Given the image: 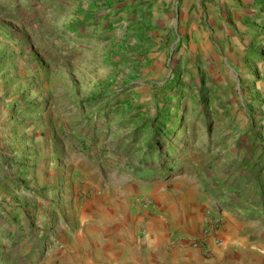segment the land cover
Here are the masks:
<instances>
[{"label":"rangeland","instance_id":"374dc122","mask_svg":"<svg viewBox=\"0 0 264 264\" xmlns=\"http://www.w3.org/2000/svg\"><path fill=\"white\" fill-rule=\"evenodd\" d=\"M262 185L264 0H0V264L253 246Z\"/></svg>","mask_w":264,"mask_h":264},{"label":"crops","instance_id":"0c3cea01","mask_svg":"<svg viewBox=\"0 0 264 264\" xmlns=\"http://www.w3.org/2000/svg\"><path fill=\"white\" fill-rule=\"evenodd\" d=\"M202 247L194 251L190 249H181L179 253H172L169 256L166 253L159 252L151 254V249L144 258L137 255L131 257L119 258L117 264H264V241L257 240L253 246L245 242L235 243L234 246L225 248H216L213 244H205L198 241ZM213 245V246H212ZM212 246V247H211ZM222 248V249H221Z\"/></svg>","mask_w":264,"mask_h":264},{"label":"trees","instance_id":"16d2710c","mask_svg":"<svg viewBox=\"0 0 264 264\" xmlns=\"http://www.w3.org/2000/svg\"><path fill=\"white\" fill-rule=\"evenodd\" d=\"M142 163L140 164V163H136L135 164V167L133 168V171L135 172V174H137V173H139V172H141V171H143L142 169ZM164 171H166V170H162V172H160V173H163ZM262 187V200H263V205H264V186L262 185L261 186ZM263 214H264V208H263Z\"/></svg>","mask_w":264,"mask_h":264},{"label":"built area","instance_id":"2783aa9c","mask_svg":"<svg viewBox=\"0 0 264 264\" xmlns=\"http://www.w3.org/2000/svg\"><path fill=\"white\" fill-rule=\"evenodd\" d=\"M218 223H219V221H218ZM222 245H223V241H222V239H221V238H218V239L216 240V242H215V246H216V248H220ZM194 246H195L196 248L202 247V245H200L199 242L194 243Z\"/></svg>","mask_w":264,"mask_h":264}]
</instances>
